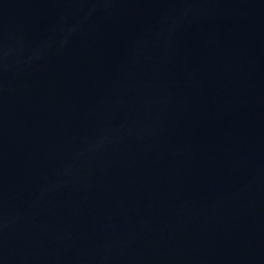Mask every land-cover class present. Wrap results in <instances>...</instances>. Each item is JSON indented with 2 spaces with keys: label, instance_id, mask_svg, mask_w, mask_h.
Listing matches in <instances>:
<instances>
[{
  "label": "water",
  "instance_id": "1",
  "mask_svg": "<svg viewBox=\"0 0 264 264\" xmlns=\"http://www.w3.org/2000/svg\"><path fill=\"white\" fill-rule=\"evenodd\" d=\"M0 264H264V0H0Z\"/></svg>",
  "mask_w": 264,
  "mask_h": 264
}]
</instances>
